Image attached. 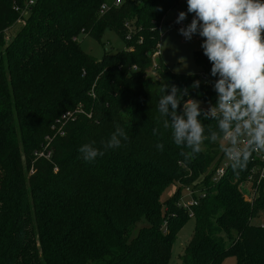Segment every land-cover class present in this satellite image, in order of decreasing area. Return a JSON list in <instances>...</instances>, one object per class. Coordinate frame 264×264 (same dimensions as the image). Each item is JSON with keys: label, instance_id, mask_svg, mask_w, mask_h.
Returning <instances> with one entry per match:
<instances>
[{"label": "trees", "instance_id": "trees-1", "mask_svg": "<svg viewBox=\"0 0 264 264\" xmlns=\"http://www.w3.org/2000/svg\"><path fill=\"white\" fill-rule=\"evenodd\" d=\"M178 1L0 0V264H221L227 256L264 264V189L252 200L239 189L253 162L239 174L229 164L213 181L225 157L219 145L205 141L187 162L163 128L165 83L207 105L216 99L203 51L194 53L197 73L158 61L157 79L148 74L161 21ZM107 30L125 48L100 59L81 48L80 34L101 42ZM65 112L72 117L60 123ZM117 124L129 140L85 162L80 146L95 141L100 148ZM42 150L49 158L34 155ZM170 185L175 190L162 201ZM184 189L196 204H181ZM190 218L191 237L172 263V244Z\"/></svg>", "mask_w": 264, "mask_h": 264}, {"label": "clouds", "instance_id": "clouds-1", "mask_svg": "<svg viewBox=\"0 0 264 264\" xmlns=\"http://www.w3.org/2000/svg\"><path fill=\"white\" fill-rule=\"evenodd\" d=\"M186 4L187 12L180 11L175 23L192 14L191 22L178 32L188 41L193 35L202 38L210 75L216 78L212 83L216 99L205 109L189 97L188 88L165 83L158 101L163 128L171 129L185 161L191 162L203 151L204 142L210 141L219 145L233 172L239 174L254 153H264V0H186ZM199 86V80L191 85ZM203 120L215 121V127H206ZM158 132L153 129L154 136ZM128 140V133L117 124L100 148L92 141L78 151L85 162L92 163ZM156 147L163 151V144Z\"/></svg>", "mask_w": 264, "mask_h": 264}, {"label": "rangeland", "instance_id": "rangeland-1", "mask_svg": "<svg viewBox=\"0 0 264 264\" xmlns=\"http://www.w3.org/2000/svg\"><path fill=\"white\" fill-rule=\"evenodd\" d=\"M180 11L187 12L186 0H179L174 7L168 10L165 14L163 21L160 24V40H159V51L160 55L153 58V62L162 61L168 68L174 72L192 74L200 71V67L194 61V53L196 51H203L201 48L202 38L198 35H193L190 41L179 34L177 23H175L177 15ZM192 14H188L187 19L183 21L186 26L191 22ZM23 21H18L11 28L6 31V39H9L15 34L16 31L21 27ZM81 48L96 59H100L105 51H117L125 48L124 41L113 31H105L101 42L93 39L87 34H80L77 37ZM148 74L153 78L157 79L156 70L151 67ZM201 107L207 109L208 105L201 102ZM175 185L168 186L161 195V200H165L175 190ZM249 185H245L247 189ZM241 192L243 188L239 186ZM185 189L183 190L184 200H189L186 195ZM263 218V217H261ZM261 220V219H260ZM138 223L133 232L137 231V228L145 224ZM194 227V220L190 218L187 223L179 230L176 235L175 241L171 248V262L178 263V255L182 253L184 246L189 241ZM221 264H235V258L233 256L225 257Z\"/></svg>", "mask_w": 264, "mask_h": 264}, {"label": "built area", "instance_id": "built-area-1", "mask_svg": "<svg viewBox=\"0 0 264 264\" xmlns=\"http://www.w3.org/2000/svg\"><path fill=\"white\" fill-rule=\"evenodd\" d=\"M122 2H123V0H111V4L113 6H119ZM31 4H33V0H27L26 5L28 6ZM108 7L109 6L107 5V3L102 4L101 5V12H104L105 10H107ZM124 25L126 28H128L130 30L128 22H126ZM177 26L179 28H181V27H184L185 25L183 22H181L180 24H177ZM125 37H126V39H130L131 34L128 32ZM159 55H160V51H159V43H158L157 49H156L153 57H156ZM152 65H153L152 67L155 69L156 63H152ZM198 76L202 81H207L208 76L204 72L198 73ZM71 117H72L71 112H65L64 114H62L59 122L62 123L63 121L70 119ZM58 131L60 132V134H62L61 128H58ZM34 155L37 157L49 158L50 152L42 150L39 152H35ZM251 161L253 162V166H252L249 174L247 175L246 179L239 184V186L242 187L244 190L242 192V194L244 195L246 200H252L255 196L258 195V192L261 188L264 189V153H254ZM229 164H230V161L225 156L221 165H219L216 168L214 175L212 177V180L217 181L225 173L226 168H227V166H229ZM245 185H249V187L247 189H245ZM187 191H188V194L192 195V190L187 188ZM203 196H204L203 192H201V194L198 195V197H203ZM196 203H197V199L194 198L193 196H191V198L187 201L181 200V204L184 207H188V206L196 204ZM260 223L262 226H264V218H261Z\"/></svg>", "mask_w": 264, "mask_h": 264}]
</instances>
